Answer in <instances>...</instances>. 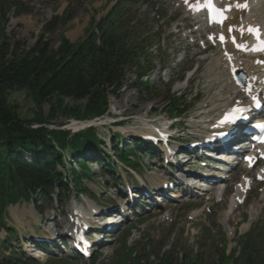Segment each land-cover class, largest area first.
Masks as SVG:
<instances>
[{
	"label": "rangeland",
	"instance_id": "374dc122",
	"mask_svg": "<svg viewBox=\"0 0 264 264\" xmlns=\"http://www.w3.org/2000/svg\"><path fill=\"white\" fill-rule=\"evenodd\" d=\"M154 1V0H153ZM35 2L36 9L29 15H21L15 17L12 13H7V24L6 29L12 42L15 40H21L26 44L27 47L32 46L39 37L40 30L45 22L51 19L56 12H63L69 4V0H33ZM114 3L113 0H76L75 6L76 13L73 19L66 23L60 30L57 31L53 36H50V44L56 47L58 39L60 38V32L65 31L66 36L74 43L81 40L85 29L88 26L89 20L92 15L102 16L105 11ZM156 6L146 8L138 5L137 8L143 14H146L151 25L148 28H156L161 34V38L166 40L165 42H156L150 46L151 51L157 50L154 55L156 64L160 67L161 62L165 67L164 73L160 74V71H150V78L148 82L151 84L152 89L136 87L135 82L137 75L134 72L128 74L125 86L122 90L118 91L116 95L111 94L109 98V111L107 115L100 119V124H104L99 129L102 131L101 135L109 138L118 130L126 131L128 135H138V131H145L150 129V125H147L148 121L156 120L166 122L170 115V102L169 95L181 97L186 95L189 100L180 104L181 108L188 105H192V108L185 117H178L173 119V122H180L183 127H188V131L197 135L196 131L203 132L206 124L204 120L208 119V113L210 115L216 114L217 109L224 107L228 104L231 99L227 91L234 92L233 85L229 78L225 59L222 56L221 51L218 49L210 48L206 53L198 54V49L191 48L183 51L185 44L192 42L185 39V33H176L180 27V22L183 21L185 9L178 6V2L170 3L168 0L155 1ZM160 10L162 14L166 15L164 19H159L156 13ZM261 10L259 9L253 16V18H262ZM174 14L178 16L177 22H171L170 26H167V20ZM258 18V19H259ZM186 23H183L181 27L185 29ZM206 26H204V30ZM189 31V30H185ZM178 34V35H176ZM201 35V33H198ZM158 40L157 38L154 41ZM184 42L180 50L177 46L168 47L170 43L174 41ZM164 45V47H163ZM158 46V49H157ZM162 47V51H161ZM169 48V49H168ZM201 51V49H200ZM179 59H185L182 65L175 66ZM237 58V57H236ZM237 59H240L238 57ZM236 59V60H237ZM246 63L249 64L251 60L244 58ZM145 64L149 67L148 62L145 59ZM252 62V61H251ZM253 63V62H252ZM251 63V64H252ZM225 67V69H224ZM226 70V71H225ZM257 70V69H256ZM134 71V69H133ZM229 71V70H228ZM146 81V78H143ZM169 94H168V90ZM222 92V93H221ZM227 92V93H226ZM68 104L73 103L69 98L66 99ZM10 104L16 107V110L22 118L27 120H35L39 118L40 113H43V117L48 116L53 112L52 104L45 103L42 106L41 112L34 102V99L26 90L14 91L9 97ZM84 101H80L77 104H82ZM208 105V106H207ZM39 112V113H38ZM215 112V113H213ZM212 113V114H211ZM55 118L44 123L49 129H67L74 128L72 122L74 118L72 116H66L63 112L55 113ZM174 117V114L172 115ZM113 121H121L120 127L110 126ZM157 122V123H158ZM202 122V124H201ZM76 127H82L85 123H76ZM33 128H39L41 124L38 122L31 123ZM86 126V125H85ZM188 131L183 135H187ZM123 145V144H122ZM42 152V150H41ZM69 159V155H67ZM71 159V158H70ZM142 159V158H141ZM143 163L145 162L142 159ZM151 161L146 165V169H142L143 175L150 177H157L162 175V172L158 168L151 167ZM93 174L88 179L83 180L85 187L88 188L89 193L96 195V202L99 204L104 203L111 196L114 199H119L116 195V191H108V185H112L113 181L107 182V179L95 166H91ZM63 174H67L70 183H72L71 169L64 171V168H60ZM95 171V172H94ZM127 173L122 172V175ZM133 174V173H129ZM72 186V184H71ZM264 189L258 185L256 189L249 193L246 205L241 207L239 210L234 211L230 207L229 201L222 206L217 205V201L221 199L220 196H213L212 200L207 201L206 197L200 198L202 202H197L198 199H194L193 205L189 206L188 200L186 202L172 205L170 208H162L160 211H156L150 214H143L140 219L142 221L136 222L134 220L130 222L135 227L132 230V234H129L126 238L127 246L133 250L134 256L138 262L142 264L146 263L145 253L143 247L145 239L149 238L152 242L153 248L151 250L154 253L155 259L162 254L165 250L162 248L163 245H167L165 248L170 246L174 249L175 255L182 252V247L187 248L189 251H201L202 258H207L209 264H219V258L223 254L222 246L228 244V251L238 247V238L248 233L252 226L258 222L264 224V198L262 194ZM229 197V196H228ZM80 205L84 210H88L91 206V200L84 196L73 197L66 202L64 208L62 207L61 218L59 221L64 223V219L68 217V213L71 212V208L75 205ZM198 206L191 210L192 206ZM212 207V210L208 212L207 206ZM35 206L32 202L30 203H19L16 206L9 207L8 213L5 216V222L15 230L18 229L19 235L31 236V226L36 233L42 232V228H46L47 224L44 223V217L33 212ZM43 207H45L42 204ZM48 207V206H46ZM51 209L61 207L58 205L49 206ZM263 207V208H262ZM33 209V211L31 210ZM41 210V209H38ZM202 211V215H198L199 222L197 219H192L195 211ZM233 212V213H232ZM259 212L261 214H259ZM172 213V218L167 220V215ZM255 213V214H254ZM35 214L36 218H33ZM46 214H49L47 211ZM51 215V214H49ZM167 217V218H166ZM138 219V220H139ZM242 220V221H241ZM26 224V227H22L20 222ZM30 222V224H29ZM254 222V223H253ZM235 224H237L235 226ZM235 226V227H233ZM0 258L9 255V251L3 248V244L6 245L5 238L8 232H4L3 228H0ZM125 233L119 236V239L112 244L104 246V248L95 250L91 257L87 259H79L69 255L71 251L67 249L68 254L61 253L58 256H52L48 260H56L55 264H124V260L129 261V250L126 247L124 241H120L124 237ZM18 236V235H17ZM2 240H4L2 242ZM2 242V243H1ZM16 250H19V246H15ZM39 255V254H38ZM98 255V260H95V256ZM181 256V255H180ZM45 257V255L43 256ZM142 260V261H141ZM157 260V259H156ZM45 263V262H41ZM133 263V261L131 262ZM126 262V264H131ZM221 264H223L221 262Z\"/></svg>",
	"mask_w": 264,
	"mask_h": 264
},
{
	"label": "trees",
	"instance_id": "16d2710c",
	"mask_svg": "<svg viewBox=\"0 0 264 264\" xmlns=\"http://www.w3.org/2000/svg\"><path fill=\"white\" fill-rule=\"evenodd\" d=\"M6 11L21 15L30 11L19 0H0V217L10 203L41 197L49 202L54 187L64 188V176L56 171V163L61 162L60 155L42 157L37 155L31 163L25 161L18 153L22 150H34L53 142L66 146L71 141L72 155H78L88 142L100 141L95 130L90 129L80 135L69 138L66 131L49 130L43 124L54 119L53 112H63L66 116L87 119L104 115L109 110V98L116 95L123 87L127 72L139 64L135 44L129 43L134 29H128L123 14L109 21L117 12L108 17L107 25H99L103 32L100 45L94 35L88 31L87 39L76 49L65 38L56 50L46 39V34H53L56 24H45L39 39L32 47L21 41H14L5 36L3 24ZM70 19L65 17L63 23ZM56 22L57 18L54 19ZM91 33V34H90ZM46 39V40H45ZM139 75L143 74L139 67ZM26 90L31 93L40 109L45 103L52 104L53 112L46 117L40 113L39 118L27 120L22 118L9 97L14 91ZM73 103L68 104L66 99ZM170 111H177L178 99L170 96ZM84 101L82 104H77ZM38 112V113H39ZM43 125L33 128L31 123ZM30 154H34L30 152ZM126 157V153H122ZM125 162L126 158H123ZM75 178L79 175L74 173ZM79 178V177H78ZM77 178V181H78ZM81 187V184H79ZM67 188V187H66ZM78 192H81L78 189ZM241 258L246 264H264L263 241L249 242ZM132 264H139L132 258ZM127 261H123L126 264ZM0 264H38L35 261L8 259ZM50 264V263H46ZM146 264H198L192 253L184 254L182 259H174L170 252L162 255L157 262Z\"/></svg>",
	"mask_w": 264,
	"mask_h": 264
},
{
	"label": "bare ground",
	"instance_id": "6f19581e",
	"mask_svg": "<svg viewBox=\"0 0 264 264\" xmlns=\"http://www.w3.org/2000/svg\"><path fill=\"white\" fill-rule=\"evenodd\" d=\"M186 1H191V0H185ZM238 15H237V14ZM235 14L233 13L230 17V19L228 20V22H232L233 25L236 26V28L238 29L239 26H237L238 24H236V19H237V16H244L246 14V11H242V9H238V11L236 12ZM261 25H264V19L261 18V22H260ZM241 59V58H240ZM240 59L236 60V56L233 57V60H232V64H230L229 62L227 64V67H228V70L230 72V76L232 78L233 76V73L238 70V69H243L245 72L248 73L249 77L251 78V82L253 83L254 80L253 78H255V72L251 69H255L254 65H253V61L251 62L252 64H249V65H244L242 62H240ZM264 67V66H263ZM256 69H260L259 67H256ZM264 70V68H263ZM232 90H235V88H233ZM222 93V92H221ZM229 93V92H228ZM78 124H74V127H76ZM85 125V124H83ZM242 185H243V188L245 186V182L243 181L242 182ZM236 207V206H235ZM52 226H49V228H51ZM44 254H39L37 255L38 258H41L43 257Z\"/></svg>",
	"mask_w": 264,
	"mask_h": 264
},
{
	"label": "snow or ice",
	"instance_id": "6c2138e0",
	"mask_svg": "<svg viewBox=\"0 0 264 264\" xmlns=\"http://www.w3.org/2000/svg\"><path fill=\"white\" fill-rule=\"evenodd\" d=\"M246 6V5H245ZM231 30V29H230ZM249 31H256V32H259V29H258V27L257 28H252V27H250L249 28ZM221 39H223V36H221ZM234 42H235V40H234ZM262 44H264V41H262L261 42ZM238 47H242V45H237ZM255 99V98H254ZM234 111H242L241 109H239V108H237V109H235ZM227 119V118H226ZM258 127H264V124H262V125H257ZM249 159H251V158H249Z\"/></svg>",
	"mask_w": 264,
	"mask_h": 264
}]
</instances>
